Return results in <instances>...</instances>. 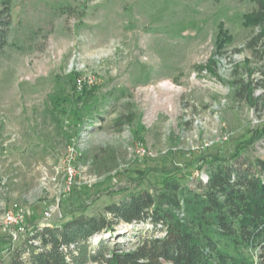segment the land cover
<instances>
[{"label": "rangeland", "instance_id": "1", "mask_svg": "<svg viewBox=\"0 0 264 264\" xmlns=\"http://www.w3.org/2000/svg\"><path fill=\"white\" fill-rule=\"evenodd\" d=\"M4 3L0 261L29 234L6 224L8 212L23 210L28 230L106 215L131 192H156L171 171L194 188L197 173L207 175L201 157L241 149L264 160V139L253 142L264 134V39L246 23L255 0H0V12ZM53 97L76 101L79 119L54 109ZM71 147L76 183L46 221ZM147 229L121 224L111 243Z\"/></svg>", "mask_w": 264, "mask_h": 264}, {"label": "trees", "instance_id": "2", "mask_svg": "<svg viewBox=\"0 0 264 264\" xmlns=\"http://www.w3.org/2000/svg\"><path fill=\"white\" fill-rule=\"evenodd\" d=\"M255 1L258 9L246 23L260 27L256 40H262L264 0ZM11 26V10L4 3L0 53L8 45ZM262 74L260 86H264V70ZM79 85L85 95L87 88ZM247 91L251 97V84ZM52 103L64 117L79 119V113L72 111L76 101L53 97ZM63 104L69 110L61 109ZM258 139L264 134L253 142ZM200 160L208 182L198 179L194 188L171 171L164 174L156 192H131L107 206L106 215L35 224L31 230L22 222L19 227L29 232L27 238L12 246L9 259L0 264H264V160L247 159L241 149L229 158ZM141 223L152 230H137L128 242L112 245L110 239L120 236L117 227ZM102 234L108 239L93 246L91 240Z\"/></svg>", "mask_w": 264, "mask_h": 264}, {"label": "built area", "instance_id": "3", "mask_svg": "<svg viewBox=\"0 0 264 264\" xmlns=\"http://www.w3.org/2000/svg\"><path fill=\"white\" fill-rule=\"evenodd\" d=\"M87 133H83L78 141V148L82 149L83 146L86 145L87 143ZM224 140H227V137H224ZM77 150L74 147L69 148L68 151V155L66 156L64 163H63V168L62 171H60V169H56L58 170L57 173L60 174L62 173L63 175V181H64V185H63V189L60 193V195L56 198V205H53L51 207H49L44 215H45V219L46 221H51L54 218V214L56 212H59V204L62 201V196L70 193L76 183L75 179L77 177V169L74 166V162L76 161L77 158ZM198 178H200V180L203 183H207L208 182V176L204 175V174H199L197 173L196 175ZM56 181V179H54ZM60 217H62V215L60 214ZM5 222L6 224L10 225V226H14L16 227L19 231H24L23 228L19 227L20 224L22 222L25 221L26 219V215L25 212L23 210H19L16 212H8L5 214Z\"/></svg>", "mask_w": 264, "mask_h": 264}]
</instances>
